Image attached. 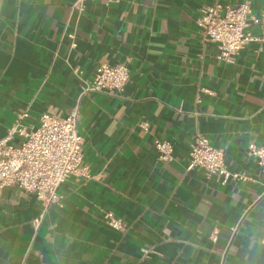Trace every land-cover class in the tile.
<instances>
[{"label": "crops", "instance_id": "obj_1", "mask_svg": "<svg viewBox=\"0 0 264 264\" xmlns=\"http://www.w3.org/2000/svg\"><path fill=\"white\" fill-rule=\"evenodd\" d=\"M215 1L87 0L79 13L73 0H0V138L24 109L35 125L79 104L89 165L61 183L35 233L36 195L2 188L0 264H264V175L248 154L264 146V42L219 59L197 22ZM251 3L264 18V0ZM252 29L264 32V19ZM120 61L122 96L81 94L99 63ZM197 132L251 179L188 168ZM155 137L172 141V159L158 158Z\"/></svg>", "mask_w": 264, "mask_h": 264}, {"label": "built area", "instance_id": "obj_2", "mask_svg": "<svg viewBox=\"0 0 264 264\" xmlns=\"http://www.w3.org/2000/svg\"><path fill=\"white\" fill-rule=\"evenodd\" d=\"M87 0H73L72 8L81 13ZM263 17L255 14L251 0L231 3L216 0L205 5L197 19L201 41L217 44V57L230 61L250 42H264V32L254 33L253 27L262 23ZM77 70V67L75 68ZM130 76L127 62H102L97 65L93 78L84 85L81 94L107 91L122 96ZM80 106L76 104L65 115L51 110L43 111L37 124L27 121L29 110L17 114L6 134L0 138V194L7 185H17L34 193L40 202L39 213L31 220L34 233L47 216L51 206L60 204L61 183L72 174L88 175L89 165L84 161V136L78 130ZM149 121L139 125L149 129ZM154 146L162 161L172 159L174 144L171 140L155 137ZM248 154L255 156L264 175V146L250 143ZM188 168H202L217 174L222 182L231 179L246 181L251 176L228 167L223 148L213 145L208 136L197 132L189 151ZM106 222L125 233L129 225L112 211L106 212ZM143 259L150 249L142 247Z\"/></svg>", "mask_w": 264, "mask_h": 264}]
</instances>
